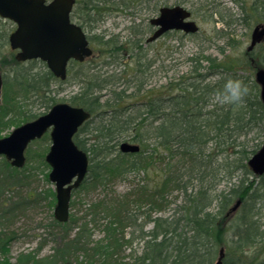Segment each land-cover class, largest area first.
Returning a JSON list of instances; mask_svg holds the SVG:
<instances>
[{
    "label": "trees",
    "instance_id": "trees-1",
    "mask_svg": "<svg viewBox=\"0 0 264 264\" xmlns=\"http://www.w3.org/2000/svg\"><path fill=\"white\" fill-rule=\"evenodd\" d=\"M111 1L77 0L74 14H84V24L92 28L95 21L103 18L104 12H110L109 4L116 2ZM235 1L246 11L244 0ZM258 1H253L251 10L258 6L264 8V1ZM142 2L118 0L114 6L126 12L127 8H134ZM244 15L245 12L242 20ZM132 26H129L131 36L124 41L117 34L88 36L93 45L101 46L100 56L109 58L104 61L105 65L119 59L123 61L122 57L127 54L135 60L132 77L124 78V86L118 88L124 76L115 78L113 74H107L101 77V74L91 72L95 66H90L82 71L83 75L79 74L78 90L68 99L69 103L92 113L75 137L76 144L90 153L88 174L75 192L98 188L103 191L102 197L93 199L83 209L81 217L73 213L67 222L52 219V226L60 231V243L49 255L38 257L34 251L20 252L12 260L8 255L9 242L15 233L0 224V264H212L218 245L221 246L218 240L220 229L233 212L237 215L231 223L229 243L234 253L225 252L224 264H264V174L257 176L260 178L258 184L249 180V175L254 174L248 166L249 157L259 148L257 145L247 148L241 140L250 129L264 121V105L256 92L258 84L252 78L244 81L249 93L242 106L221 105L217 100L210 104L215 98L214 93L227 78H241L234 66L227 64L228 61L218 62L217 57L197 52L190 58L193 65L190 73L168 87L180 91L167 99L160 95L155 99L151 97L141 102L142 108L136 111L134 105L121 107L122 99L129 97L130 93L126 92L131 83H138L136 91L144 90L146 69L152 64L149 60L146 69L142 68L147 60V52L142 46L144 39L139 36V29L135 31ZM8 37L0 35V46ZM89 59L92 57L75 63L82 68ZM204 60L211 65L210 72H201ZM261 60L264 62V56ZM235 62L238 65L245 63ZM222 67L229 70L227 75L220 73L214 82L207 80ZM3 76V103L6 105L0 107V131L21 123L15 121L17 118L11 113H21L24 103L28 105L39 100L40 104L52 107L56 96H52L51 86L65 82L53 75L46 65L42 70H25ZM162 99L170 101L168 106L162 105ZM23 115L24 120L38 116ZM98 117V124L89 130L90 123ZM128 131L133 133L125 135ZM81 132H88V136L81 138ZM121 135L124 140L130 138L139 143L140 150L131 154L118 149L111 156ZM111 141L114 142L108 146ZM27 150L29 156L30 145ZM164 157H171L174 165L166 162ZM158 162L164 163V167L156 171L158 175L152 182L135 186L121 197L108 198V187L116 180L126 178L133 171L151 168ZM32 168L35 167L28 164L22 168L13 167L8 159L1 158L0 221L27 210L28 205L41 206L46 202L51 208L56 202L51 187L44 191L27 189L24 195L18 191L19 188L22 191L26 179L34 175ZM239 170L242 176L237 182L218 190L220 180L231 181ZM44 178L49 181L46 175ZM238 199L240 206L231 210ZM8 203L12 204L11 207L4 210ZM172 204L176 207L166 215ZM95 228L102 230V235L92 239ZM72 229L74 233H71ZM133 243L138 245L133 248ZM129 246L131 252L122 255L124 248Z\"/></svg>",
    "mask_w": 264,
    "mask_h": 264
},
{
    "label": "rangeland",
    "instance_id": "rangeland-1",
    "mask_svg": "<svg viewBox=\"0 0 264 264\" xmlns=\"http://www.w3.org/2000/svg\"><path fill=\"white\" fill-rule=\"evenodd\" d=\"M115 1L116 2H114L113 5L112 3L109 4L111 8L110 12H104L102 15L103 18L95 21L92 28L84 24V14H74V10L72 17L76 22L84 24L83 27L86 29L88 36H93L95 34L101 35L102 33L106 35L117 34L120 37V40L124 41L131 36V29L129 26L133 25L132 29L135 31L139 29V36L144 39L142 46L147 52V60L144 61V66L142 68L146 69L145 67L147 63H149V60L152 61V64L149 66V69H146L145 75L147 79L143 86L144 90L136 91L138 83L135 85L134 83H131V87L126 92V94L130 93L129 97L122 99L121 107L134 105L133 110L136 111V109L142 108V106H140L142 104L141 102L150 100L151 97L155 99L160 95L161 98L167 99L177 93L179 90L178 88L168 87L174 82H180L184 76L190 73L193 66L190 58L197 52L217 57L218 62L224 60L228 61L227 64L234 66L233 69H235L236 74H238L239 78L243 81L251 78L255 81V67L252 65L260 66L262 64L264 66V62L261 60L262 56H264V45L255 48V54L253 55L255 59H253V63L248 60V55L245 52L246 47L250 43V36L254 25L259 22H264V8H261L260 6L255 7L254 10H251L250 8L255 0H244V2L247 3L246 11L242 10L240 5L235 0H143L142 4H137L134 8H127L126 12L118 10L115 7L118 0ZM260 1L263 2L264 0H259L258 2ZM179 3L191 10L192 19L199 24L200 30L191 35L184 34L182 31H169L158 40L147 43L146 40L153 30L152 25L149 23V19L157 15L156 13L160 6L175 5ZM215 11H218V13L220 12L223 16H219V14ZM213 12L215 13L211 16ZM244 12L245 18L242 20ZM14 27L15 24L12 20H7L6 18H2L0 16V35L3 34L8 37ZM7 39L5 44L0 46V70L3 75L6 73H17L25 70L38 71L45 67L46 63L39 59L15 63L13 59L15 52L12 51ZM91 45L96 48L95 57L85 62V65L82 68L78 63L71 62L68 67L69 74L65 82H58L51 86L53 90L51 94L52 96H56L55 102H69L68 99L78 90L79 83L77 80L79 74L83 75L82 71L90 66H95L91 72L95 71V73L101 74V77H105L107 74H113L114 77H118V75L124 76L120 80V83L118 84L119 87L117 86L118 88L124 86V78H128L129 75L132 77L135 73L134 70L136 69V62L135 60L133 61L132 58H129L128 54L122 57L124 59L123 61L119 59L117 62L105 65L104 61L109 58L100 56L101 46L98 45V47L96 44L93 45L92 43ZM222 50H224L223 53ZM235 61H238V63H245L238 65L234 64ZM202 66V73L211 71L212 67L206 60L202 61ZM220 73H222V75H227L229 70L222 67L219 69V73L214 74V76L209 77L207 80L211 79V82H214V80L219 77ZM256 89H258L256 92L259 95V84ZM215 101L216 99L212 98L210 104H214ZM169 102V100L164 101L162 99V105L164 107L168 106ZM2 105H6V103H3V99L0 107ZM20 105L22 104L20 103ZM208 107L212 108L211 105ZM48 110L49 108L46 107L45 104L42 105L39 100H34V103L32 104L26 105V103H24L22 105L21 113L13 111L11 115L12 117L17 118L15 121H19V123L21 122L20 124H22L25 121H28L24 120V113L26 115H40L44 114ZM98 120L99 117L91 122L88 129L90 130L96 126L98 124ZM17 125L9 126V128L7 127L0 131V138L10 134ZM131 131H128L125 135H131V133H133ZM87 133L88 132H81L80 137H87ZM131 140L132 139L130 138H126V140H124V137L121 135L116 141V144L118 145H116L113 149L111 156L115 155V152L119 149L121 141L131 142ZM241 140L246 144L247 148L251 149V147L257 145L260 149V146L264 143V121H262V123L259 122V124L250 129L246 137H243ZM50 142V136L46 134L43 138L35 140V142L30 144V157L28 156V150L25 152L27 158L25 166L28 164L35 168H32L34 175L26 179L24 184L26 187H24L22 191L20 188L18 189V191L22 192L23 195L27 193V189L43 191L48 187L54 189V184L48 179V173L51 168H49L48 165H44V163H46L44 156L50 147ZM88 142L89 141H87L86 145L89 148L90 145ZM113 142L114 141H111L108 146H110ZM211 147H213V145H211ZM259 149H257V151ZM38 151L43 152L42 156L36 153ZM89 154L90 153H88V155ZM1 158L2 156H0V160ZM164 160L174 165L171 157H164ZM162 167H164V163L158 162V164L153 167L151 166V168L146 169L147 171L145 169H141L139 171L128 173L126 178L116 180L112 186L108 187V198H111V196L121 197L125 192H128L131 189L133 190L135 186L142 185L145 182H152L158 175L156 174V171H161ZM45 175L49 180L48 182L44 178ZM241 176L242 172L239 170L235 173L231 181L228 182L226 178H223L219 181L218 190L226 189L233 182H237ZM249 180L255 181L256 184L260 182V178L256 177L254 174L249 175ZM112 189H114V191H112ZM15 191L16 190H14V192ZM11 194L6 193V195ZM102 195V189L98 188L92 189L90 192H73L71 197L70 217L73 213H76V217H81V215L84 214L83 209L86 208L93 199L100 198ZM262 202H264V200H262ZM45 203L46 202H43L41 206L39 204L28 205L29 208L27 210L18 211L13 216L10 215L9 219L7 218V220L0 221L1 225L4 224L6 229L11 231L13 230L15 233V237L9 242L8 255L11 256L12 260H15L19 256L20 252L29 253L30 251H34L38 257L49 255L54 250V247L59 246L60 231L57 230L58 228L56 226H52V219L54 218L53 208L56 205V202L51 206V208H48ZM11 205V203H8L4 206V210L11 207ZM175 207L176 205L172 204V206L166 210V215L171 213ZM236 215L237 213L233 212L229 221L220 229L218 236L220 245L225 247V252L227 253H234V249L231 248L229 243V237L231 233V223L234 221ZM93 230L94 234L92 239H97L102 235V230H99L98 228ZM74 232L75 231L72 229L71 233ZM136 245L138 244L133 243V248ZM221 246L218 245L219 248ZM130 252V246L126 247L124 248V253H122V255L126 256V254H129ZM215 260L212 264H214Z\"/></svg>",
    "mask_w": 264,
    "mask_h": 264
},
{
    "label": "water",
    "instance_id": "water-1",
    "mask_svg": "<svg viewBox=\"0 0 264 264\" xmlns=\"http://www.w3.org/2000/svg\"><path fill=\"white\" fill-rule=\"evenodd\" d=\"M76 0H0V16L13 20L15 29L8 41L12 49L17 50L15 59L19 62L40 59L47 63L48 69L60 80L68 75L70 60L84 61L92 55L89 39L85 30L71 21L70 14ZM190 12L183 5L161 6L156 17L149 19L155 26L147 41L159 39L169 30H182L194 33L199 25L191 18ZM250 44L251 51L257 43L264 40V24L254 26ZM260 84L261 101L264 105V68H258L255 76ZM2 74H0V104L2 99ZM91 113L82 106L68 102H57L45 114L34 120L16 126L12 132L0 138V155L5 156L15 167L25 164L27 145L36 138H41L50 129L51 144L46 153V162L51 170L48 179L56 189L54 217L57 221L67 222L70 216V201L74 189H78L86 178L89 169V156L76 145L74 136ZM136 143L122 141L120 151L132 153L139 151ZM248 165L253 172L264 174V143L249 158ZM232 206L236 210L240 200ZM224 247H221L214 264H224Z\"/></svg>",
    "mask_w": 264,
    "mask_h": 264
},
{
    "label": "clouds",
    "instance_id": "clouds-1",
    "mask_svg": "<svg viewBox=\"0 0 264 264\" xmlns=\"http://www.w3.org/2000/svg\"><path fill=\"white\" fill-rule=\"evenodd\" d=\"M249 93L248 86L243 80L227 78L220 89L215 93V99L221 105L242 106Z\"/></svg>",
    "mask_w": 264,
    "mask_h": 264
},
{
    "label": "flooded vegetation",
    "instance_id": "flooded-vegetation-1",
    "mask_svg": "<svg viewBox=\"0 0 264 264\" xmlns=\"http://www.w3.org/2000/svg\"><path fill=\"white\" fill-rule=\"evenodd\" d=\"M158 11H159V9H158ZM158 11H157V13H156L157 15H158ZM157 15H156V16H157ZM72 21H74L75 23H77L78 25L81 26V24L78 23V22H76L74 19H73ZM260 23L264 24V22H259V23H257V24H260ZM257 24H255V25H257ZM255 25H254V26H255ZM152 29H153V30H152V32H153V31L155 30V26H152ZM152 32H151L150 34H152ZM252 32H253V31H252ZM150 34H149V35H150ZM251 34H252V33H251ZM250 40H251V36H250ZM249 42H250V41H249ZM249 44H250V43H249ZM263 45H264V40H263V42L257 43V44L255 45V47H254L251 51H248V50H247V47L249 46V45H248V46L246 47V51H247L248 53H253V54H255V52H254V51H255V48H256V47H259V46H263ZM91 46H92V45H91ZM92 49H94V50H93V54H92V56H91V57L93 58V57H95V54H96V53H95L96 48H94V47L92 46ZM250 55H251V54H250ZM253 59H255V58L253 57V55H251V56L249 57V60H250L251 63H253ZM252 66L255 67V72H256V67H257V68H261V67H258L259 65H258V66H254V65H252ZM260 66H261V65H260Z\"/></svg>",
    "mask_w": 264,
    "mask_h": 264
}]
</instances>
